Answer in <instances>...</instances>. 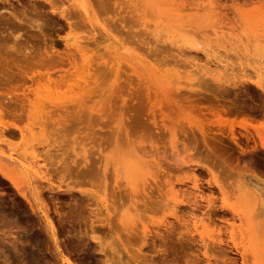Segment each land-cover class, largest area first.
Masks as SVG:
<instances>
[{"label": "rangeland", "instance_id": "1", "mask_svg": "<svg viewBox=\"0 0 264 264\" xmlns=\"http://www.w3.org/2000/svg\"><path fill=\"white\" fill-rule=\"evenodd\" d=\"M85 1L0 0V264H264V0Z\"/></svg>", "mask_w": 264, "mask_h": 264}, {"label": "bare ground", "instance_id": "2", "mask_svg": "<svg viewBox=\"0 0 264 264\" xmlns=\"http://www.w3.org/2000/svg\"><path fill=\"white\" fill-rule=\"evenodd\" d=\"M85 1V0H84ZM2 2V1H1ZM88 2V1H87ZM89 2H90V0H89ZM2 3H4V2H2ZM83 3V2H82ZM85 3H86V1H85ZM90 4V3H89ZM92 5V4H91ZM87 6H88V4H87ZM90 6V5H89ZM85 9H84V11H85V13H88V8L85 6L84 7ZM91 8V7H90ZM93 9V8H92ZM0 11H1V13H2V11H9V8L7 7L6 8V6L5 7H3V5L2 6H0ZM11 11H14V10H12L11 9ZM93 11V10H92ZM10 12V11H9ZM8 13V12H7ZM11 13V16H13L14 15V17H17V12L15 13V12H10ZM94 14V13H93ZM8 16V15H7ZM17 19H18V17H17ZM173 26V25H172ZM106 27V26H105ZM173 28H174V26H173ZM180 28V27H179ZM170 37V36H169ZM75 40V39H74ZM172 40V39H171ZM120 41V40H119ZM72 42H76V40L75 41H72ZM74 44H77L78 45V43L76 42V43H74ZM76 46V45H75ZM203 50V49H202ZM114 52H118V46H115L114 47ZM82 54V53H81ZM84 54V53H83ZM204 54H205V56H207V57H214V60L216 59L218 62H222L223 61V59H221L220 57H218L219 55H217V54H215L214 52H213V50L212 49H210V48H208V49H204ZM217 55V56H216ZM1 57V56H0ZM2 58V57H1ZM0 58V60H2V59H4V58H2L1 59ZM86 58V57H85ZM88 59V58H87ZM208 59V58H207ZM82 60H84V59H82ZM211 60V59H210ZM209 60V61H210ZM2 61H5V60H2ZM8 61V59H6V61L5 62H7ZM84 62H86V59L84 60ZM0 63H1V61H0ZM3 63V62H2ZM2 63H1V66L3 67L4 65H2ZM86 63H88V62H86ZM208 63H210V62H208ZM222 63H225L224 61L222 62ZM219 64V63H218ZM9 64H7V66H8ZM83 66L85 65V63L84 64H82ZM87 65V64H86ZM209 65V64H208ZM220 65V64H219ZM221 65H223V64H221ZM225 65V64H224ZM222 67V66H221ZM223 67H226V66H223ZM3 68H5V66L3 67ZM9 68V67H8ZM7 68V69H8ZM227 68V67H226ZM2 69V68H1ZM0 69V70H1ZM3 70V69H2ZM9 70V69H8ZM261 72L260 74L261 75H264V67L262 66H260L259 68H258V72ZM6 72H7V70H6ZM8 73V72H7ZM82 75V77H83V75L84 74H81ZM85 76V75H84ZM84 78V77H83ZM31 79H32V77H31ZM34 79V78H33ZM75 79V78H74ZM86 79V78H85ZM79 82H80V80H78ZM85 81H87V80H85ZM78 83V82H77ZM81 83H82V81H81ZM80 84V83H79ZM83 84V83H82ZM72 86L74 85V83L73 84H71ZM78 86V84H75V86ZM87 85V88H88V86H89V84H86ZM71 86V87H72ZM258 87H259V85H257ZM76 88V87H75ZM75 88L73 87L72 88V90H70V91H73V89H74V91H75ZM89 88L91 89V86H89ZM82 89V88H81ZM93 89V88H92ZM78 90V89H77ZM89 91H91V90H89ZM88 91V92H89ZM76 92V91H75ZM79 97L81 96V95H78ZM77 96V97H78ZM2 97V96H1ZM0 97V98H1ZM77 97L75 98V99H77ZM82 97V96H81ZM110 97H112V96H110ZM73 98V97H72ZM82 98H84V97H82ZM74 99V100H75ZM78 99H80V98H78ZM4 100H6V99H4ZM4 100H2V98H1V101H0V107H1V105H5V107L7 108L8 106L6 105V101H4ZM41 100V99H40ZM73 100V99H72ZM71 100V101H72ZM74 100H73V102H74ZM110 100H111V98H110ZM37 101V100H36ZM43 101V100H42ZM64 101V100H63ZM62 101V102H63ZM68 101V100H67ZM76 101H80V100H76ZM10 102V101H9ZM66 102V101H65ZM80 102H83V101H80ZM33 104V103H32ZM36 104V103H35ZM61 104V103H60ZM42 105V104H41ZM63 105V104H62ZM61 105V106H62ZM36 107H35V109H37V111H39L40 109H42V107L41 106H37V105H35ZM43 106V105H42ZM4 107V106H3ZM31 107H33L32 105H31ZM45 107H46V105H45ZM44 107V108H45ZM64 107V106H63ZM66 107V106H65ZM14 108V107H13ZM39 108V109H38ZM2 109V108H1ZM1 109H0V115H1V113H2V111H1ZM5 109V108H4ZM31 109V108H30ZM46 109H47V107H46ZM67 109V108H66ZM155 109V108H154ZM10 110V109H9ZM211 110V109H210ZM209 110V111H210ZM214 110H217V109H214ZM214 110H213V114H214V116H215V118L217 119L216 121L218 122L219 120H218V117H219V113H217V111H215L214 112ZM6 111V110H5ZM15 111V110H14ZM13 111V112H14ZM9 112V111H8ZM11 112V111H10ZM9 112V113H10ZM13 112H11V113H13ZM40 112H42V111H39V115H40ZM46 112V111H45ZM218 112H220V111H218ZM16 113V112H15ZM14 114V113H13ZM18 114V113H17ZM33 114H36V113H33ZM43 114H44V111H43ZM209 114H211L210 112H209ZM14 116H16V114L14 115ZM21 116V115H20ZM36 116V115H35ZM1 117V116H0ZM17 117V116H16ZM15 117V118H16ZM18 117H19V115H18ZM34 117V116H33ZM39 117V116H38ZM37 117V118H38ZM41 117V116H40ZM39 117V118H40ZM36 118V117H35ZM44 118V117H43ZM19 120V119H18ZM21 120V119H20ZM37 120V119H36ZM35 120V121H36ZM10 121V120H9ZM12 121V120H11ZM16 120H14V122H15ZM38 121V120H37ZM36 121V122H37ZM40 122L42 121L43 123L45 122V120L43 121L42 119L41 120H39ZM213 121V119L211 120V122ZM214 121H215V119H214ZM215 121V122H216ZM40 122H38V123H40ZM214 122V123H215ZM216 122V123H217ZM17 123V122H16ZM33 123H34V121H33ZM10 124H11V126H10ZM12 124L15 126V128H16V130H18L20 133H23V131H22V129H21V126H19L18 124H14L13 123V121L10 123L9 122V125L7 124V122H2V120L0 119V128H2V130H0V131H2L1 133L3 134V132H10V133H12V132H14V128H13V130L11 129V127H12ZM42 124V123H41ZM212 124H213V122H212ZM8 125V126H7ZM42 125H44V124H42ZM211 125V124H210ZM209 125V126H210ZM10 126V128H8ZM13 126V127H14ZM39 126H40V124H39ZM45 126L47 127V125H46V122H45V125L43 126V127H40V131H44L43 133H46L47 134V132H45ZM34 128H35V126H34ZM34 128H33V130H34ZM203 129V128H202ZM202 129H200L201 131H202ZM31 130V129H30ZM35 130H37V129H35ZM38 131V130H37ZM205 131V130H204ZM232 131V130H231ZM35 132V131H34ZM38 133V132H37ZM13 134V133H12ZM15 134V133H14ZM38 135V137H39V134H37ZM42 135H45V134H42ZM42 135H41V137H42ZM231 135V134H230ZM21 136H22V134H21ZM43 138V137H42ZM41 139V138H40ZM48 146V145H47ZM46 149H47V147H46ZM45 148H44V150H46ZM44 150H43V152H44ZM48 150V149H47ZM38 151H40V150H38ZM33 152V151H32ZM42 152V153H43ZM48 152H49V150H48ZM39 153H41V152H36L35 151V149H34V152L33 153H31V158L32 159H34V160H32V159H29V161H28V159H27V164H24L23 162H20V161H18V165H19V170H20V173L21 174H23L24 176H38L39 177V179H42V180H46L47 182H51L52 181V178H51V170L50 169H48V167H47V160H48V157H45L46 155H49L48 153L44 156V157H42V155L40 156V154ZM43 154H45V153H43ZM11 157V156H10ZM39 157H41V158H43L42 159V166L40 165L41 163H39L38 164V162L40 161L39 159ZM53 157V156H52ZM49 158H50V156H49ZM55 158V157H54ZM62 158V157H61ZM38 159V160H37ZM31 160V161H30ZM46 161V162H45ZM52 161H54V159L52 160ZM57 160H55L54 162H53V164L54 165H56L55 164V162H56ZM60 161H61V159H60ZM59 161V162H60ZM51 162V161H50ZM57 163V162H56ZM50 164H52V162L50 163ZM60 164V163H59ZM61 165V164H60ZM65 165V164H64ZM41 166V167H40ZM52 166V165H51ZM56 167V166H55ZM55 167H50L49 166V168H55ZM67 167V166H66ZM4 168V167H3ZM69 168V167H68ZM56 169V168H55ZM18 170V171H19ZM54 170V169H53ZM2 171V170H1ZM58 171H59V169H58ZM60 171H62V170H60ZM64 171V170H63ZM81 171V170H80ZM16 173V172H15ZM14 173V174H15ZM65 173V172H64ZM81 173H82V171H81ZM84 173V172H83ZM2 174H4L5 176H7L12 182H13V184H15V185H18L17 184V180H16V183H15V180L14 179H18V177L19 176H17L16 174H15V177L13 176H11V175H9V174H7V173H5L4 171H2ZM56 174V173H55ZM59 174H60V172H59ZM63 175V174H62ZM61 175V176H62ZM58 176V175H57ZM60 176V175H59ZM59 178H61V177H59ZM62 178H63V176H62ZM27 180L29 181V178H27ZM145 180V179H144ZM39 181V180H38ZM37 181V182H38ZM54 181V180H53ZM52 181V182H53ZM214 181V180H213ZM258 181V180H257ZM36 182V181H35ZM138 182V181H137ZM18 183H19V181H18ZM29 183L30 184H32V181L30 182L29 181ZM54 183V182H53ZM211 183H215V182H211ZM217 183V182H216ZM41 184V183H40ZM137 184L138 183H131L130 184V186H129V189L133 192V191H136L137 190ZM219 184V183H218ZM119 185V184H118ZM121 185V184H120ZM119 185V186H120ZM157 185V184H156ZM213 185V184H212ZM44 186V185H43ZM119 186H117L118 188H119ZM140 186V185H139ZM154 186V185H153ZM194 186H197V183L196 182H194ZM217 186V185H216ZM148 187V186H147ZM146 187V188H147ZM220 187V186H219ZM120 188H123V186L122 187H120ZM142 188V187H141ZM156 188H158V185H157V187ZM126 189H127V187H126ZM173 189V187H170V190H172ZM244 189V188H243ZM122 190V189H121ZM140 190V189H139ZM145 190V189H144ZM160 190V189H159ZM246 190H247V188H246ZM224 191V190H223ZM245 191V190H244ZM250 191V193H251V196L255 199V201L256 202H258V204H264V184H262V183H260V182H256V181H252V182H250V185H249V188H248V192ZM125 192V191H124ZM128 192V191H127ZM144 192H146V191H144ZM143 192V193H144ZM39 193V192H38ZM37 193V194H38ZM247 193V192H246ZM135 195V194H134ZM146 195H147V193H146ZM248 195V194H247ZM24 196V195H23ZM133 196V195H132ZM131 197V196H130ZM141 197V196H140ZM148 197H150L149 195H148ZM250 197V196H249ZM38 199V198H37ZM144 199H147V198H144ZM138 200V199H137ZM141 200V199H140ZM210 200V199H209ZM208 200V201H209ZM146 202V201H145ZM145 202H143V203H145ZM207 203H209V202H207ZM211 203V202H210ZM146 204V203H145ZM211 206H212V204H211ZM108 207V206H107ZM216 207V206H215ZM217 209V208H216ZM109 210H110V208H109ZM226 210V209H225ZM218 211V210H217ZM45 212H46V210H45ZM211 212V211H210ZM137 214V213H136ZM132 215V214H131ZM98 216V215H97ZM49 217V216H48ZM110 216H108V214L106 213V214H104V219H105V221H106V223L107 224H109V221H110V219L111 218H109ZM103 219V220H104ZM133 219V218H132ZM98 220H100V219H98ZM102 220V219H101ZM100 220V221H101ZM112 220V219H111ZM47 221L49 222V223H51V221H50V219L48 218L47 219ZM110 223H111V221H110ZM137 223V222H136ZM143 224V223H142ZM139 225V224H138ZM138 225H136V226H138ZM111 226V225H110ZM140 226H141V224H140ZM132 227H133V225H132ZM142 227V226H141ZM92 228H94V230H96L95 229V227H92ZM110 228V227H109ZM113 228V227H112ZM128 228H130V227H128ZM138 228H140V227H138ZM99 229V228H98ZM135 229H136V227H135ZM93 230V229H92ZM111 230V229H110ZM134 230V229H133ZM98 231H100V230H98ZM129 231V230H128ZM143 231V230H142ZM148 232V231H147ZM112 233H113V231H112ZM111 233V234H112ZM147 235V234H146ZM93 236V235H92ZM96 236V235H95ZM95 236H93V238H96L97 239V241L99 242L100 240H101V242L103 243V241L105 240L104 238H103V240L101 239V238H97V237H95ZM107 236V235H106ZM99 237V236H98ZM105 237V236H104ZM111 237V236H110ZM106 238V237H105ZM106 240H107V238H106ZM109 240V239H108ZM96 241V240H95ZM215 241V240H214ZM231 241V240H230ZM114 242V241H113ZM100 243V242H99ZM98 243V244H99ZM104 243H105V241H104ZM103 243V245H101L100 246V244H99V246L100 247H102V246H106V244H104ZM230 245H232V244H230ZM111 246V245H110ZM240 246V245H239ZM98 247V246H97ZM113 247H114V245H113ZM102 249V248H101ZM103 250V249H102ZM238 250V249H237ZM101 251V250H100ZM245 256V255H244ZM243 257V256H242ZM245 258V261H246V257H244ZM243 259V258H242ZM63 261H64V264H77L76 262H73L72 260H71V258L70 257H68V256H64L63 257V259H62Z\"/></svg>", "mask_w": 264, "mask_h": 264}]
</instances>
